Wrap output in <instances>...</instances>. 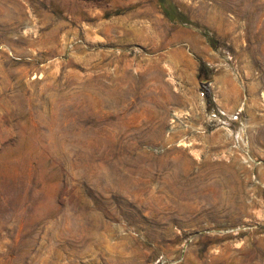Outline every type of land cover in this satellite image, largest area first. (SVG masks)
I'll use <instances>...</instances> for the list:
<instances>
[{"label":"rangeland","instance_id":"1","mask_svg":"<svg viewBox=\"0 0 264 264\" xmlns=\"http://www.w3.org/2000/svg\"><path fill=\"white\" fill-rule=\"evenodd\" d=\"M0 264H264V0H0Z\"/></svg>","mask_w":264,"mask_h":264},{"label":"trees","instance_id":"2","mask_svg":"<svg viewBox=\"0 0 264 264\" xmlns=\"http://www.w3.org/2000/svg\"><path fill=\"white\" fill-rule=\"evenodd\" d=\"M202 88L204 89L205 92L209 90V86L207 84H203Z\"/></svg>","mask_w":264,"mask_h":264}]
</instances>
